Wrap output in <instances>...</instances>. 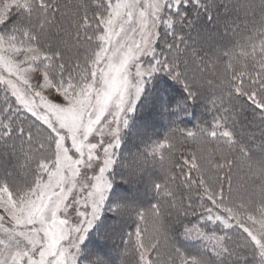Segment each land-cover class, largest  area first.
<instances>
[{
    "label": "trees",
    "instance_id": "trees-1",
    "mask_svg": "<svg viewBox=\"0 0 264 264\" xmlns=\"http://www.w3.org/2000/svg\"><path fill=\"white\" fill-rule=\"evenodd\" d=\"M53 2L64 5L86 0ZM32 4L36 19L40 10L35 7L36 0ZM261 5L264 0H191L179 13L171 10L173 27L169 29L165 24L160 28L163 34L158 39L157 52L174 54L175 49L170 46L176 45L181 56L188 58L195 53L207 61L206 67L197 61L198 94L189 96L184 82L173 79L166 71L153 74L121 136L116 162L109 174L112 190L106 212L89 231L78 264H90L98 257L107 264H137L132 247H127L128 236L144 223L137 212L150 217L157 204L164 209L160 224L165 226L160 228L158 237L164 246L152 253L159 264H172L169 253L174 247L187 256L206 259L207 264H238L239 255L259 264L260 255L239 229L226 228L200 213L204 211L201 205L208 202L205 197L215 198L218 203L222 187L225 203L218 206L229 217L255 213V206L264 197V137L260 135L264 131V116L245 97L236 98L230 92L236 87L246 92L253 87L249 80H264ZM92 15L90 10L89 16ZM51 31L55 33L56 29ZM68 57L62 76L58 68L47 70L50 79L57 83L63 80L64 85L88 79L93 48L70 49ZM4 96L0 84V99ZM17 117L27 120L26 128L34 123L33 117L22 109ZM217 122L231 133L230 138L219 133L220 128H215ZM33 132H39L44 141L48 135L36 127ZM39 140L34 138L29 144L25 135L15 130L0 138V185L21 191L20 187L37 182L39 172L42 173L39 157L45 151V142ZM21 143L23 151L18 147ZM29 149L31 158L26 162ZM193 211L195 215H185ZM194 224L207 233H227L226 247L231 254H225L203 236L189 234L187 228Z\"/></svg>",
    "mask_w": 264,
    "mask_h": 264
},
{
    "label": "snow or ice",
    "instance_id": "snow-or-ice-1",
    "mask_svg": "<svg viewBox=\"0 0 264 264\" xmlns=\"http://www.w3.org/2000/svg\"><path fill=\"white\" fill-rule=\"evenodd\" d=\"M197 2L199 3V0ZM188 3H191V0H91V2L86 0L84 3L61 5L53 0H36L35 7L40 12L38 17L33 19L32 0H0V45L3 46V54L6 57L25 53V60L18 62L20 67H37L44 73L49 68H58L62 76L70 49L92 47V65H97L99 58L96 53L102 55L103 59L98 63V69L102 71H98L97 91L93 97L95 103H90L87 112L89 125L95 124L107 109L104 101L112 92L105 80L111 81L119 70V80L122 81L111 101V111L107 117L99 121L103 128L98 126L97 131L86 140L87 133L80 132L79 139L85 145L93 146L91 152L85 148L81 155V151L73 147L69 131L60 126L61 119L71 122L80 114L49 112L42 103L43 95L47 92L38 95L43 89V79L37 85H30L27 78L18 77L0 67V84L5 90L4 98L0 99V138L10 136L15 130L23 133L27 142L31 144L34 138L40 139V133H34L33 127L46 131L52 137L51 140L44 141L49 145H54L56 140L64 137L65 147L69 149V155L73 157L75 163V168L71 171L75 173L77 169L79 170V175L75 178L77 190L63 208L58 210V218L51 214L55 208L54 200L53 208L48 209L47 213L41 211L39 221L29 225L40 237L39 246H35L32 233L24 234L23 229L6 228L0 224V264H44L43 250L49 253L46 264H78L80 244L86 238L88 229L93 226L111 188V181L106 173L113 164L115 149L121 143V127L127 126V115L134 111V102L140 96L146 78L155 72L166 71L173 79L184 82L189 96L195 97L198 94L196 80L200 68L197 61L204 67L207 66V61L196 57L195 53L188 58L181 56V49L176 45L170 46L175 49L174 54L170 51L166 56L157 52L161 26L166 24L169 29L173 27V17L169 13L173 9L179 13L181 7ZM261 7L264 8V5ZM90 10L93 11L92 16H89ZM53 28L56 29L55 33L51 31ZM187 64L191 67L186 68ZM53 82L56 86L51 90L59 95L57 89L63 88L64 82L63 80L59 83L55 80ZM249 83L253 87L246 92L240 91L239 87L230 89V92L236 98L245 97L259 114L264 116V80L259 83L249 80ZM242 86L243 82L240 87ZM63 99L61 96V100ZM215 103L214 101L213 104ZM21 109L33 117L34 123L27 128L25 127L27 120L17 117ZM220 127L222 123L217 122L215 128ZM221 135H225L226 139L231 137V133ZM260 135L264 137V131ZM66 141L70 143L66 144ZM18 147L23 151V143ZM41 150L43 151V148ZM30 154L31 149L29 156L25 157L26 162L31 158ZM205 199L208 202L207 205H201L204 211L200 214L208 220L222 223L226 228L239 229L261 256L259 264H264V248L258 247L252 240L247 225L233 222L228 212L218 206L225 203L223 187L220 189L218 203L214 202L215 198ZM120 210L124 212L125 208ZM255 211L264 216V197L259 205L255 206ZM188 214L195 215V212H185V215ZM163 215L164 209L160 204L153 207L150 217L137 212L140 221L144 223L130 233L127 240V247H132L136 254L137 264H159V259L154 260L152 253H158L164 246L163 240L158 239L161 237L160 228L165 227L160 224ZM33 219L35 221V217ZM187 232L203 236L214 242V245L225 254H231L226 247L229 238L227 233H207L199 224L191 225ZM54 241L60 243L55 247L53 254ZM169 255L172 257V264H207L206 259L187 256L176 247L172 248ZM90 264L107 262L98 257ZM238 264L252 262L248 256L239 255Z\"/></svg>",
    "mask_w": 264,
    "mask_h": 264
},
{
    "label": "rangeland",
    "instance_id": "rangeland-1",
    "mask_svg": "<svg viewBox=\"0 0 264 264\" xmlns=\"http://www.w3.org/2000/svg\"><path fill=\"white\" fill-rule=\"evenodd\" d=\"M162 34L163 33L161 32L159 34V37L160 35L162 36ZM167 55H169V53H167ZM97 57L99 58L97 61V65H93L91 74L89 75L88 79L65 84L63 88L57 89V91H59V95H57L55 91L51 90L56 85L52 81V79H50L47 72L44 73L43 70L37 67H20V63L18 62H23L25 60V53L21 52L19 54H13L10 57H6L3 54V46L0 45V67H3L5 71L16 74L18 77L27 78L30 85H37L40 83L41 79H43V89H41L38 95H43L45 91L47 92L46 95H43L42 103L49 112L80 114L79 117L75 118L71 122L61 119L60 126L69 131V138L73 140V147L76 148L77 151H81V155H83V149L87 148V150L91 152L93 150V146L85 145L84 142L79 139L80 132L84 131L87 133V135L85 136L86 140L88 136L93 135V133L97 131L98 126L103 128V126L100 125L99 121L108 116V112L111 111V101L115 96L116 91L119 89L120 84L122 83V81L119 80V70H117L116 75L112 77L111 81H108L107 79L105 80L112 92V94L108 96L107 100L104 101L107 109L103 111L102 115H100L99 120H97L95 124L89 125L87 123V112L90 108V103H95L93 97L97 91L96 78L98 71H102V69H98V63L99 60L103 59V57L99 53L97 54ZM17 69H19V71H17ZM153 74L146 78V81L141 90V94L136 98L134 102V111H130L128 113V124L126 127H121L120 140L125 130L129 127L132 117L136 113L137 106L141 103L144 94L147 92V89L149 88L155 76H153ZM105 76L107 77V74H105ZM61 96L64 97L63 100H61ZM65 101H67V103H65ZM23 111L26 112L25 110ZM27 114L31 116V114ZM104 130L106 131V129ZM219 133L227 134V131L223 130V127H220ZM44 138L45 140L52 139V137L48 135H45ZM39 141L40 143H44V139H40ZM69 143L70 141H66V144ZM36 147H38V149L42 148L40 144H37ZM119 148L120 145L115 149L113 164L110 166L108 172L106 173V176L109 180V174L115 165ZM53 164L55 165V167H52ZM40 166L43 174L39 172L37 182L32 183L27 188L20 187L19 189H21V191H16L12 188H9V186L6 184L0 185V209L3 210H0V224H3L6 228L23 229L24 234L32 233L35 239V246H39L41 240L39 235L36 234L35 230L31 229L29 225L39 221L41 211L47 213L48 209L53 208L54 200L55 208L51 212V214L53 216H57L58 210L62 209L64 204H66L71 196L76 192L77 185L75 183V178L79 175L78 169L75 173L71 171L72 168H75V163L73 162V157L69 155V149L65 147L64 137L56 140L54 145H49L45 142V151L39 157L38 168ZM89 174L91 175V173ZM111 190L112 182L105 202L101 205L100 211L93 223V226L88 229L86 233V238L89 231L96 226L98 221L106 212ZM58 197L59 199H56ZM42 205L43 209H41ZM34 217L35 221L33 219ZM230 218L235 223L246 224L252 240L256 242V245L258 247L264 248V216H261L255 212L248 215L246 214L241 217ZM193 235L196 237H202L197 234ZM3 238L6 239V237ZM86 238L80 244V255L78 256L77 260H79L81 257V248ZM59 243L60 241H54L52 245L53 254L55 251V247L59 246ZM256 252L258 253V251ZM48 255L49 253L47 252V250L42 251L44 264H46Z\"/></svg>",
    "mask_w": 264,
    "mask_h": 264
}]
</instances>
